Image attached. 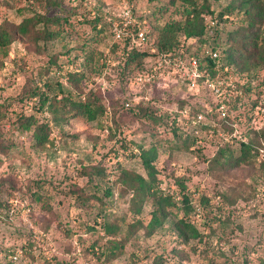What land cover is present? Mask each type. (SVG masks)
Masks as SVG:
<instances>
[{
	"label": "rangeland",
	"instance_id": "374dc122",
	"mask_svg": "<svg viewBox=\"0 0 264 264\" xmlns=\"http://www.w3.org/2000/svg\"><path fill=\"white\" fill-rule=\"evenodd\" d=\"M229 1L208 0L207 4L218 11ZM124 6L155 42L169 23L184 22L189 9L179 0H0V25L10 30L35 13L50 19L37 24V42L17 34L9 53H0V264H153L157 259L161 264H264V153H260L264 152V134L258 136L261 145L255 161L225 166L213 160L218 145L234 141L237 155L235 140L253 137L244 115L247 103L242 102L260 95L264 108V83L251 96L239 94L242 99L234 106L236 82L248 79L244 73H224L220 97L206 90L196 95L168 71L153 73L150 82H138L134 66L124 67L123 45L119 48L118 44L126 31L121 37L113 31ZM87 20H95L99 27L110 22L113 34L108 27L100 34ZM202 20L208 24L207 35L216 37L222 49L231 43L228 31L245 24L246 16L236 10L218 23L210 14L202 15ZM47 30L58 35L46 39ZM155 57H149L146 65ZM76 70L83 77L73 86L69 72ZM255 73L256 81L264 82V65ZM48 80L63 82L75 97L95 95L106 111L94 120L81 115L52 120L50 113L37 111L28 95L31 88ZM127 99L133 100L132 106L158 108L155 113L165 119L182 100L199 108L201 112L190 115H202L196 125L185 122L182 112L179 116L184 130L194 129L199 148L179 149L176 144L182 139L173 137L167 124L148 119L145 108H123ZM218 103L224 104L226 115L218 111ZM259 112L264 114L263 109ZM21 113L50 120L51 140L38 145L30 132L15 127L13 121ZM250 124L263 129L264 115H255ZM151 144H158L156 166L163 189L179 190L175 180L182 179L194 200L202 194L211 198L191 214L198 237L180 238L174 217L151 235L143 229L127 234L133 218L131 194L116 180V199L104 195L108 181L120 177L121 167L144 173L141 159L133 154L137 146ZM85 169L89 174H82ZM80 190L97 194L107 205L93 197L79 198ZM38 194L41 197L36 200ZM107 208L116 214L127 212L126 221L111 218L110 230L100 225L90 229L99 224L97 213ZM149 210L145 206L140 215L146 222ZM111 238H117L120 245L113 253H109ZM22 245L29 247L27 251Z\"/></svg>",
	"mask_w": 264,
	"mask_h": 264
},
{
	"label": "trees",
	"instance_id": "16d2710c",
	"mask_svg": "<svg viewBox=\"0 0 264 264\" xmlns=\"http://www.w3.org/2000/svg\"><path fill=\"white\" fill-rule=\"evenodd\" d=\"M179 1L189 8L186 10L184 22L180 20L169 23L163 29L162 34H159L156 42L152 40L147 29L144 30L146 35L145 43L139 44L135 42L134 35L141 29L136 20H133L125 28L126 34L123 40L119 41V43L115 42V44H119V48L123 45L124 67L128 68L133 65L132 73H138L145 68L146 61L151 56H194L200 60L201 66L207 69L212 77H221L224 73H244L248 76V79L244 82H236L237 88L235 89L236 98L234 106L242 99L239 94H249L251 96L254 91L259 90V85L264 82L256 81L258 76L255 72L257 67L264 65V42H262L264 41V35L262 34L264 0H230L227 5L218 11L210 9L209 4H207L208 0H203V3L199 0ZM236 10L244 12L246 23L240 24L236 28L228 31V41H231V43L221 49L218 47L216 37L210 39L207 35L209 28L208 24L202 20V15L210 14L211 19L218 23L231 17ZM48 20L50 19L45 14L35 13L32 16L25 17L15 26L14 30L0 25V53L3 55L9 53V47L15 41L17 34L32 38L37 42L40 38L35 34L40 31L37 28V24L41 22L45 24ZM87 21L93 24L94 27H97L100 34L105 32V27L110 28V34H113L111 30L112 24L110 22H106V26L99 27L95 23V20ZM181 34L183 36L179 38ZM57 35V32L47 30L45 38L54 39ZM149 45H151V48H148ZM205 49L217 51L219 56L212 58L209 54L204 55L203 52ZM69 73V79L71 83L73 82V86L81 82L83 74H80L78 70ZM132 73L129 72L127 75L130 76ZM28 95L33 98L37 111L50 113V115H53L52 120H64L76 115H81L88 120H94L106 111L103 104L98 102L99 100L95 95L89 94L85 99H82V96L75 97V92L67 88L59 80L54 82L48 80L42 84L35 85L30 89ZM260 101L259 95V97L256 96V100L254 101L249 99L248 102H242L247 103L244 115L248 117L249 130L251 133H254L253 137L248 139L238 138L235 140L238 142L237 146L240 151L237 155L234 154V141H226L218 145L216 153L213 156L214 161L225 166H230L233 163L253 162L258 159L256 157H258L257 154L261 145L258 136L264 134V128H254V126H251L250 120L255 115H264L259 112L260 107L263 105ZM122 107L128 110L147 109L145 112H148L146 114L148 119L158 123V125L167 124L166 126H169L173 137H180L182 139L176 144L179 149L193 151L199 148V140L194 134V129L184 130L179 123V116L183 109H189L190 114L201 112L199 108L191 106L187 100L180 101L179 107L176 110L168 111L175 113L169 115L166 119L162 115L155 113L159 112L158 108L155 107L142 106V104L125 107L124 103ZM13 123L21 131L30 132L32 139L38 145H43L51 140L50 120H40L34 114L28 115L21 113ZM212 127L209 125L208 128ZM137 149L138 152H135L133 155L141 159L144 173L132 172L121 167L120 177L108 181V185L103 191L109 200L113 201L116 199L114 189L117 185L116 180H119V183L125 186V189L122 190H126L129 195L131 194L129 197V211L132 213L133 218L131 222H128L127 234H135L138 229H143L146 234L151 235L157 229L163 227L167 219L174 217L173 226L180 238L190 240L193 237H198L200 232L194 220L191 218V214L197 212L198 206L203 207L209 203L211 198L202 194L197 200H194L186 182L182 179L175 180L179 190L170 188L163 189L161 186L163 178L156 166V160L159 157L158 144H151L147 148L144 145H140L137 146ZM93 169L99 175L103 174L100 169ZM82 174L87 175L89 172L85 169V171H82ZM90 181L93 183L94 179L91 178ZM94 184L98 185L96 182ZM122 190L119 189V195H121ZM77 196L83 200L93 197L101 202V204L107 205L97 194H88L80 190ZM40 197V194L36 195V200H39ZM148 205L150 206V217L146 222L140 215L144 207ZM125 213L116 214L114 210L107 208L102 214L97 213L96 220H99V224L94 223L89 228L95 229L97 225H100L104 230H110L111 225L109 224V220L113 218L115 220L120 219L121 221H126L127 212ZM109 242L112 248V252L109 253H113L116 249H119L120 245L117 238H111ZM22 247L26 249L25 251L29 248L24 245ZM153 264H161V261L157 259Z\"/></svg>",
	"mask_w": 264,
	"mask_h": 264
},
{
	"label": "built area",
	"instance_id": "2783aa9c",
	"mask_svg": "<svg viewBox=\"0 0 264 264\" xmlns=\"http://www.w3.org/2000/svg\"><path fill=\"white\" fill-rule=\"evenodd\" d=\"M120 15L121 18L119 23L115 24L113 30L114 34L118 37H121L125 28L133 22L132 10L128 6L122 8ZM134 40L139 44H144L146 41L145 31L140 29L134 35ZM203 53L204 55L209 54L212 58H217L219 56L217 51H211L210 49H205ZM159 71H168L182 81H185L190 89L194 90L196 95H199L202 90H206L211 94H214L216 97H220L223 94V81L221 77H212L210 72L201 66L200 60L197 57L158 55L151 62L150 66L145 64V68L137 73L136 79L138 82H150L153 73ZM132 101V99H127L123 103L125 107H129L132 105ZM218 104V111L222 112L223 115H226L227 109L224 104ZM262 109L264 111V108L261 106L260 110ZM181 112L184 114L183 119L185 122L190 125H196L202 119L201 114L198 115V118L190 116L191 114H187V112H190L189 109H183ZM234 135H236V132ZM260 153L261 155L264 153L262 149L260 150ZM85 264H88V262Z\"/></svg>",
	"mask_w": 264,
	"mask_h": 264
}]
</instances>
